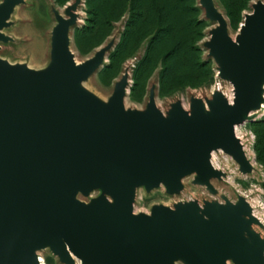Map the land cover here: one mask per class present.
Returning <instances> with one entry per match:
<instances>
[{"label": "water", "instance_id": "water-1", "mask_svg": "<svg viewBox=\"0 0 264 264\" xmlns=\"http://www.w3.org/2000/svg\"><path fill=\"white\" fill-rule=\"evenodd\" d=\"M23 2L0 1V42L11 40L3 30ZM81 2L53 10L46 66L0 57V264H40L45 249L62 264H264V225L242 195L134 211L139 188L178 195L187 176L217 194L212 180L226 174L213 166L214 150L241 174L253 171L235 128L264 102V1L231 36L214 0H198L215 23L203 45L232 99L214 89L166 111L154 86L143 109L125 107L128 68L106 101L85 88L114 40L75 60L70 30Z\"/></svg>", "mask_w": 264, "mask_h": 264}, {"label": "rangeland", "instance_id": "rangeland-1", "mask_svg": "<svg viewBox=\"0 0 264 264\" xmlns=\"http://www.w3.org/2000/svg\"><path fill=\"white\" fill-rule=\"evenodd\" d=\"M73 1L24 0L17 5L9 19L11 24L3 30L11 40L0 42V57L35 69L46 66L50 59V33L55 24L53 10L63 14L64 7ZM254 1L214 0L227 19L231 36L237 33L243 15L251 11ZM78 13L80 19L70 30V49L77 62L114 40L103 65L83 83L101 100L106 101L111 95L126 68L127 108L143 109L152 86L156 105L162 111L177 100L187 108L190 97H210L218 86L230 97L231 85L217 77L216 64L203 45L215 23L205 18L198 0H82ZM237 129L255 168L251 174L242 176L234 161L217 152L219 167L226 174L222 180H212L217 194L210 195L203 186L193 185L192 176H187L178 195L166 194L163 187L149 192L139 188L134 211L148 212L154 204L171 206L191 197L199 202L222 201L224 195L234 201L237 195H245L256 206V213L264 218V110L255 112L251 120ZM255 229L262 232L259 227ZM39 253L45 257V264H62L48 249Z\"/></svg>", "mask_w": 264, "mask_h": 264}, {"label": "bare ground", "instance_id": "bare-ground-1", "mask_svg": "<svg viewBox=\"0 0 264 264\" xmlns=\"http://www.w3.org/2000/svg\"><path fill=\"white\" fill-rule=\"evenodd\" d=\"M80 18L78 17V20H79ZM129 87V86H128ZM215 89H220V87L218 86V87H215ZM262 89H263V98H264V84H263V86H262ZM231 99H232V88H231V92H230V97H229V100L231 101ZM183 105V107H185L186 108V106H185V104L183 103L182 104ZM263 111L264 110V102H262L261 104H260V108L258 109V110H255V111H251L250 113H249V116H252L255 112H257V111ZM238 127V126H237ZM237 127L235 128V133H236V135H237V137L238 138H240V136H239V134H238V129H237ZM241 143H242V141H241ZM242 145H243V148H244V144L242 143ZM244 150H245V148H244ZM217 152H221L222 153V155L225 157V158H230L231 159V157L228 155V154H226V153H224L221 149H218V150H214V151H212L211 152V157H210V160H211V162H212V164H213V166L215 167V168H217V169H220V167H219V157L217 158ZM246 153V152H245ZM247 155V154H246ZM248 157V156H247ZM249 159V158H248ZM232 160V159H231ZM250 160V159H249ZM233 161V160H232ZM251 161V160H250ZM235 163V162H234ZM252 163V162H251ZM236 164V163H235ZM252 166H253V164H252ZM254 167V166H253ZM253 171H254V168H253ZM252 171V172H253ZM239 172V171H238ZM251 172V173H252ZM240 173V172H239ZM251 173H249V174H251ZM241 174V173H240ZM249 174H241L242 176H247V175H249ZM208 192V191H207ZM209 193V192H208ZM210 194V193H209ZM210 195H212V194H210ZM242 196H244L245 198H246V200L249 202V204H250V206H251V210H252V213L260 220V222L261 223H263V225H264V218H262L261 219V216H259L257 213H256V211H255V208H256V206L251 202V201H249L248 199H247V197L245 196V195H242ZM190 199H192V197L190 198ZM37 256H38V259H39V262H40V264H45V257L42 255V254H40L39 252L37 253ZM77 263L78 264H81V262H80V260L79 259H77ZM176 264H177V262H176ZM227 264H231V262H230V260H228L227 261Z\"/></svg>", "mask_w": 264, "mask_h": 264}]
</instances>
